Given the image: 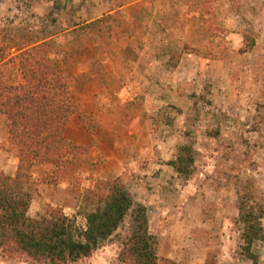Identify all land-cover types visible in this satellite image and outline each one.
Listing matches in <instances>:
<instances>
[{"label": "rangeland", "instance_id": "obj_1", "mask_svg": "<svg viewBox=\"0 0 264 264\" xmlns=\"http://www.w3.org/2000/svg\"><path fill=\"white\" fill-rule=\"evenodd\" d=\"M99 18L103 40L75 30ZM246 34L255 45L242 51ZM43 41L56 64L82 70L73 75L75 117L108 147L120 134L129 148L138 125L142 146L122 174L104 153L92 154L100 140L73 152L67 179L39 166L29 214L58 206L85 227L87 189L120 177L133 205L147 206L158 264H253L238 205L242 196L264 205V0H0V47L14 53ZM83 60L93 64L88 72ZM153 93L163 94L153 101ZM1 143L0 169L13 175L19 159ZM183 145L195 155L189 176L169 164ZM132 225L129 214L91 256L68 264H131L120 251ZM253 249L264 264V241ZM0 264L49 263L0 251Z\"/></svg>", "mask_w": 264, "mask_h": 264}, {"label": "trees", "instance_id": "obj_2", "mask_svg": "<svg viewBox=\"0 0 264 264\" xmlns=\"http://www.w3.org/2000/svg\"><path fill=\"white\" fill-rule=\"evenodd\" d=\"M103 23L99 18L75 30L99 41L104 39ZM254 45L255 40L246 34L241 50ZM0 53V112L8 120L7 145L19 159L13 175L0 169V251L49 264L77 262L91 256L130 214L133 225L123 241L120 259L158 264V241L150 231L147 206L133 205L120 177L98 179L87 189L82 210L85 227L58 206L48 205L36 216L29 214L33 199L29 183L39 166L48 168L56 179H67L76 170L72 155L81 145L65 136L70 118L79 109L71 92L75 78L53 60L50 41L20 46L14 53L1 46ZM4 145L0 142V147ZM194 163L191 145L180 147L177 158L169 162L186 176L193 172ZM238 208L242 250L253 264H259L253 245L264 241V205L242 196Z\"/></svg>", "mask_w": 264, "mask_h": 264}, {"label": "crops", "instance_id": "obj_3", "mask_svg": "<svg viewBox=\"0 0 264 264\" xmlns=\"http://www.w3.org/2000/svg\"><path fill=\"white\" fill-rule=\"evenodd\" d=\"M120 63V61H118ZM122 62V61H121ZM82 67H84V70L86 72H88L89 67H93L92 63H87V61L83 60L82 62ZM62 67L67 69L68 72H70L72 75H78L81 74L80 72L82 71L80 70H74L71 69L70 66L64 65L62 64ZM108 70V72L110 73L109 68H106ZM117 71V70H116ZM116 73H118L119 77H124L122 70L117 71ZM85 88L88 90V88L85 86ZM91 89V88H90ZM135 93H128L127 97H129L130 95H134ZM150 94V93H148ZM159 94H163V93H153L152 99L153 101H156L157 99L155 98L156 95ZM126 99L122 100L123 102ZM158 101V100H157ZM76 114H74L71 119L69 120L66 130H65V136L68 140L77 143L79 145H83V146H89L92 145L93 143H95V140H100V144L98 146V149L96 148L95 151H93V155H96L98 153H104L105 154V158H107L106 161V166H108L110 168V170H113V168H120L119 170V174H122L123 169H126L125 164L127 163H131L134 164V162L137 161L138 158L133 157L135 156L137 153H139V149H141L142 145H138L139 141H141L139 139V137H141V131L138 125L133 127L132 129L129 130V134H131L132 136H129V148H127V143H125L126 141L123 140L120 134L116 135L114 140V143L111 147H108V144L105 142V137L103 136H99L96 133L93 132L92 129H90L89 124H84L82 122H80V120H78L77 117H75ZM75 119V120H74ZM73 120L75 121V123H73ZM0 125H1V129H2V136L0 137V142H7L8 140V120H7V116L5 113L0 112ZM124 126L126 125H119V129L124 131ZM117 127V128H118ZM127 128V127H125ZM126 133V132H125ZM119 138V139H118ZM95 147V146H94ZM95 149V148H94ZM128 150V151H127ZM126 151V153L124 152ZM137 152V153H135ZM132 153V154H131ZM130 157V158H129ZM105 164V163H104ZM102 165V169L103 166ZM106 166H104V169L106 170ZM121 167L123 168L121 170ZM101 172V169H100ZM41 173V171L35 172L34 176H38ZM100 175V173H97Z\"/></svg>", "mask_w": 264, "mask_h": 264}]
</instances>
